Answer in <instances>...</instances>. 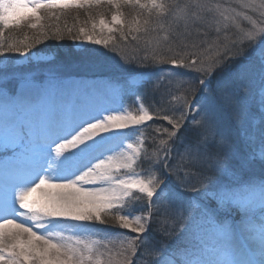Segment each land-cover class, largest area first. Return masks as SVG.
Returning a JSON list of instances; mask_svg holds the SVG:
<instances>
[{"label":"snow or ice","instance_id":"1","mask_svg":"<svg viewBox=\"0 0 264 264\" xmlns=\"http://www.w3.org/2000/svg\"><path fill=\"white\" fill-rule=\"evenodd\" d=\"M238 4L241 11L216 0H0V57L30 58L40 36L27 43V37L5 35L28 22L44 39L67 35L77 50L102 45L115 51L116 34L122 41L131 37L137 45L123 57L125 63L143 51L141 62L199 74L173 97L178 105L171 115L150 112L142 103L135 112L57 114L47 121L43 139L31 127L26 131L23 122L0 121V264H132L129 253L134 256L139 248L148 250L155 264H264V19L258 23L248 15L264 18V0ZM71 9L100 11L98 19L89 16L91 29L80 27L73 35L71 27H56L49 35L42 13L59 20L57 11ZM229 25L243 40L229 41L227 34L221 40ZM213 29L216 38L209 40ZM164 46L172 55L159 51ZM249 50L253 59L237 65ZM217 72L224 73L219 80ZM14 98L7 91L0 97ZM155 119L167 121L171 130L164 128L167 138L149 151L140 128ZM186 121L195 131L187 143L178 136ZM124 130L136 139L128 142ZM178 140L184 147L173 168L169 161ZM17 157L27 163L12 167L10 160ZM142 162L149 164L146 176L137 170ZM145 198L146 213L133 214ZM232 212L238 218L230 222ZM154 216L166 240L180 241L176 247L157 248L148 240ZM106 218L136 235L94 231ZM117 240L120 250L114 252Z\"/></svg>","mask_w":264,"mask_h":264},{"label":"rangeland","instance_id":"2","mask_svg":"<svg viewBox=\"0 0 264 264\" xmlns=\"http://www.w3.org/2000/svg\"><path fill=\"white\" fill-rule=\"evenodd\" d=\"M216 2H219L224 8H235L237 11L242 10L239 8L238 0H216ZM97 11H100V10L85 11V10H81V9H71V10L64 12L63 15H60L59 11H57V15L60 16L59 20H57L55 17L48 18L47 13H42V15L45 16L46 18L41 21V24L48 27L49 35H51V32L54 31L56 27H60L61 29H64L66 27H71L73 29V35H75L77 30L80 27H85L86 29H91L92 20L89 19V16H92L93 19H98L96 17ZM123 11L125 12L126 16L131 18V14H132L131 10L125 8ZM248 15H250L252 17V19L257 20L258 23H260L261 20L264 19V18H261L259 13H257V12L248 11ZM105 16L107 19H110L111 18L110 12L105 11ZM240 24H241V27L244 28L245 30H250V28H251V26L246 21H240ZM182 30L183 29L181 28V31ZM6 33H8V35H7L8 37H10L13 40H17V41L23 40L25 37H27L28 38L26 41L27 43H32L33 40L37 36H40L42 43L35 44L30 49V53H31L30 58L19 57L15 53H6L5 56L0 57V75L1 76H7V77H5L7 79L0 77V79H4V80H1L0 90H4L3 85H6L5 86V90H6L7 89V83H11L10 86H12V85H15L17 82L16 85L18 86V84L20 83V82H18L19 79L22 76H24L26 72H30V71H26V69L28 68L29 70H31L32 68H35L37 66H39V67L37 68V71H35L34 75L30 74V76L25 77L29 83L38 84L43 90L45 88L50 89L49 87H53L56 84L65 83L67 81V78H69L72 75H70V73H66V74L64 73L61 75L62 71H60V70L63 69L64 66H70V63H60V64H56V65L54 63H51V62H53L54 55L57 52L61 53V54L71 53L70 56L67 57V59L66 58L58 59L59 61H57V62H63V61L68 62V60H69V61H71L72 65L74 67L82 69V70H84V72L86 70L92 71V72L105 71L102 67L105 65H108L110 63H113L116 65V68L118 69L117 72L125 71V72H128L129 74H134L140 70H142L144 72L147 69L153 68L151 71L144 72V73H146L149 76L152 75L153 80H155V81L159 80L160 83H165L164 90L162 89V90L155 93V98L159 99V100H161L160 98L165 99L167 97L168 91H166L165 89L169 88L168 82L171 83L175 79V77L170 72L163 71V67H165L167 65V63H165V64H154L153 62H151V60L141 62L143 59V55H144L143 51L135 53L136 57H137L136 58L137 61L135 60L131 64L125 63V61L123 59L124 53L122 52V49L119 45V43H120L119 34H116V43H117L118 47L115 51H113V50H110L111 46H110V48L106 49L102 45H88L86 50H77L74 47V42L72 40L68 39L67 35H65V39H63V40L44 39L43 35L40 32V28L37 27L36 29H32L31 27H29L28 22L22 23V25L18 28L14 27V28H10L8 30H5V34ZM225 34H227L229 41H231V40H243V33L240 32L234 25H229V27L227 29L221 31V33H220L221 40H223V37ZM140 35L143 37V34H140ZM149 35L155 36L156 34L151 33ZM215 38H216V32L213 29L212 31L209 32V40H213ZM141 41L143 42V39ZM129 43H134V42H129ZM143 46L141 48H143ZM171 46L173 48H176L175 43H172ZM132 47H135V44H133ZM159 51L162 54H164L165 56L172 55L171 52L167 51L166 46L161 47L159 49ZM250 51L251 50H249L246 53V55H249ZM252 53H253V51H252ZM75 56L78 58H81V59L76 60L77 58ZM94 56H96V58H94V60L92 58H90V57H94ZM97 59H99V61H97ZM149 65H151L150 68L142 69V68H145ZM168 65H170V64H168ZM93 66H98V67H93ZM139 67H140V69H139ZM179 69H181V68H178L177 71ZM182 69H184V68H182ZM186 70H188V69H186ZM186 70H185V72H186ZM188 71H190V70H188ZM19 73H22V75H19ZM88 75H93L95 79H97L101 83L105 84L106 87L109 89V91H112L114 93V95H115L114 100L107 99L104 102V103L108 104V106H109L107 109L113 110V108H115L114 107L115 106L114 102H115L117 105L120 106V108L129 110V111H133V112L137 111L138 105L141 103H139L138 105L133 103L134 102L133 95L136 94V89L133 86L136 84L137 81H138V84H140L141 81L148 79L145 75L142 76V79L140 76H137V77L135 76L130 81H128L124 84L121 81H119L116 76L115 77L112 75L102 76L100 73H89L86 75H77L75 80H72V82H75L77 85H79L81 80H83L86 77H89ZM198 75L199 74L196 73V77ZM27 77H29V78H27ZM35 77H36V79H34ZM196 77H194V78L196 79ZM94 78L90 77L88 79H94ZM185 87H183L181 89V93L184 91ZM10 89H12V88H10ZM180 95L181 94H178L176 96L178 97ZM173 97H174V95L169 96V98H171V99H173ZM57 99L60 101H65L66 100L65 92L59 94ZM57 99L54 98L48 103V109H47L48 111H50L52 109V106H51L52 103L54 105H56ZM53 101H55V102H53ZM10 102H11V99L6 101L7 104H10ZM168 103L173 105V106L178 105V101H176V100H172ZM156 105H158V107H156V106L154 107L153 105H151V106L155 109L160 110V107L162 105H164V103H162V100H161V102L159 104H156ZM169 108H170V105L167 106V109H169ZM172 110H173V107L168 111L167 114L171 115ZM86 112L89 113V111H86ZM23 114H25V112H22V115ZM95 114L96 113H93V115H95ZM176 115H179V113L177 112ZM191 115H195V113H191ZM187 123L188 122L186 121L185 126L183 128H181L183 133H185L186 129H190V130L194 131L192 129V127L187 126ZM164 128H168L169 130H171V126L168 124L167 121H164V120H162V121H160V120L159 121H157V120L148 121L146 126H141L140 131H142L144 133L145 137L147 138L145 141V144H146V147L148 148L149 151H152V149L159 143L160 139H166L167 138V134L162 131ZM145 129L147 130L146 132H145ZM157 129H160V131H157ZM124 131L128 132V142H133L136 139V135H137L136 133L130 132L129 130H124ZM182 151H183V149L182 150L180 149V147L178 146V141H177L175 144V147H174V154H173L174 162H171V160L169 161V164L173 168H176L178 166V157H177L176 153H179ZM0 154L3 155L2 149H0ZM7 155H9V153ZM17 158H22V157H17ZM185 163H186V161H185ZM148 168H149V164L147 162H143L142 164H140V166L137 170L138 171L143 170L144 175L146 176ZM158 171L161 173L163 172V165L158 166ZM256 171L258 174L259 169H257ZM181 175H182V173H181ZM175 182H176V175H173L171 177L170 183L175 184ZM195 185H196L195 178H190V186H195ZM191 194L194 195L193 193H191ZM146 211H147L146 198L143 201L136 203L135 206L132 208L133 214H142V213H146ZM153 218L154 219L151 222L149 232L151 230H155L154 227L157 224V218L155 216ZM237 218H238L237 214L235 212H232L229 216V221L231 222L232 220H235ZM106 219H108L109 222H107L105 224L106 225L111 224L110 226L112 229H116V228L121 229V231H119V232L125 233L128 237H134L136 235L134 233H129L128 230H126V229L120 228L118 225L117 226L114 225V224H116L115 220L110 219V218H106ZM149 232L146 235H147L148 240L150 241V239H149L150 233ZM93 238H99V237H93ZM113 244L115 246H118L115 248L116 250L114 249L113 251L118 252L120 250L119 240L115 241ZM154 246L157 247L156 245H154ZM143 254H149L148 250H146L145 248H139L134 256H132L129 253L132 262L135 259L134 264L137 262H144L143 264H145V260H144L145 256H143Z\"/></svg>","mask_w":264,"mask_h":264},{"label":"bare ground","instance_id":"3","mask_svg":"<svg viewBox=\"0 0 264 264\" xmlns=\"http://www.w3.org/2000/svg\"><path fill=\"white\" fill-rule=\"evenodd\" d=\"M25 88L26 87H24L22 90H24ZM60 88H63V87L60 86ZM66 89H68V87H65L62 90L66 91ZM40 90H42V88ZM75 91H76V95H74L73 99L71 98V95L65 96V98L67 99L65 101H60L57 99L58 96L56 97L57 106H60V107L66 106L63 108L64 110L63 111L61 110L62 112L59 113V114H63L66 118H71L75 115L84 113L85 108L107 109L109 107L108 104L97 101L96 98L94 97H91V99H89L85 94L83 95L81 91L75 89V87L70 89L69 92L73 94L75 93ZM36 93H38L39 95L38 102L36 101V98H35L37 96ZM77 97H81L82 99H76ZM51 99H54V97L52 96ZM4 104H5L4 101L0 99V121H3L5 123H11L13 121H17V117L19 119L22 118L23 116L22 112L24 111L26 112L34 111L33 108H36L37 111L38 109L45 110L47 106V98H46V95H43V93L41 95L39 92H36L35 90H30L26 92L23 99L13 100L11 101L10 104L6 106H4ZM113 110H118V109L113 108ZM31 118H34V117L32 116ZM49 119L50 118H48L47 121ZM45 120L46 118L41 120L39 122V126L41 125V127H46L47 122ZM36 121L38 122L39 120L36 119ZM41 127L39 129H42Z\"/></svg>","mask_w":264,"mask_h":264},{"label":"trees","instance_id":"4","mask_svg":"<svg viewBox=\"0 0 264 264\" xmlns=\"http://www.w3.org/2000/svg\"><path fill=\"white\" fill-rule=\"evenodd\" d=\"M5 35L7 36L8 33H6ZM160 36L162 37V36H163V33H161ZM119 41H120L119 45H120V47H121V49H122V52L124 53V57H125V56H131V55L133 54L134 49L136 48L137 42H136V41H133V40L131 39V37H129L127 41H122V40H119ZM129 42H134V43H129ZM133 44H135V47H132ZM140 46H141V47L143 46V42H142V41L140 42ZM252 51H253V50H251V51L249 52V56L252 55ZM139 52H141V51H139ZM70 54H71V53H69V54H61V53H58V52H57V53L54 55L53 62H51V63H54L55 65H56V64H60V63H70V64H72L71 61H69V60H68V62H67V61L57 62V61H59L58 59H64V58L67 59V57L70 56ZM71 56H72V55H71ZM247 56H248V55H245L242 59L237 60L235 63H236L237 65L242 64V63L245 61V58H246ZM75 57H76V56H75ZM76 58H77L76 60L81 59V58H78V57H76ZM90 58H92V59L94 60V58H96V56H94V57H90ZM97 61H99V59H97ZM136 61H137V59H136ZM133 62H134V61H133ZM131 63H132V62H131ZM131 63H130V64H131ZM167 64H168V63H167ZM223 75H224L223 72H217V73L215 74V78H216L217 80H219V79H221V78L223 77ZM194 77H196V73L192 71V75H191V77H190V81H195V78H194ZM170 101H172V100H170ZM170 101H168V102H170ZM168 102L165 101L166 104H164V105H162V106L160 107V110L163 109V113H167V112L173 107V105L169 104ZM168 105H170V108H169V109H167V106H168ZM150 109L152 110L153 113H155V110L153 109V107H151ZM163 113H160V114L162 115ZM187 126H188V127H191L190 123H187ZM178 136H179L181 139H183L185 143H187V142H189V141H191L192 139L195 138V132L192 131V130H190V129H186L185 133H183V131L181 130L180 133L178 134ZM178 146L180 147L181 150H182L183 147H184V145H183L182 143H180L179 140H178ZM173 158H174V157H172L171 162H174V159H173ZM142 163H143V162H142ZM142 163H141V164H142ZM107 222H109L108 219H106V223H107ZM157 224H158V223H157ZM109 225H111V224H109ZM114 225L117 226V224H114ZM156 226H157V229H155V230L152 231V233H151V235H150V240L155 241V239H157V240L162 241V242H163V245H170V246H171V244H175V243L177 244V243L179 242L177 239H173V240H171V239H167V240H166V239L160 234V231L158 230V227H159V226H158V225H156ZM157 230H158V231H157ZM161 236H162V237H161ZM115 252H116V251H115ZM137 264H139V263H137ZM149 264H155V260L150 261Z\"/></svg>","mask_w":264,"mask_h":264}]
</instances>
